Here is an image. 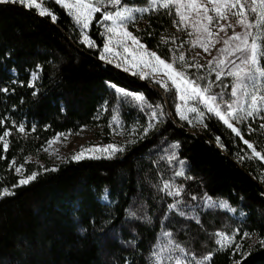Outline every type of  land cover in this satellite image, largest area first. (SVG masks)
Masks as SVG:
<instances>
[{"label":"trees","instance_id":"trees-1","mask_svg":"<svg viewBox=\"0 0 264 264\" xmlns=\"http://www.w3.org/2000/svg\"><path fill=\"white\" fill-rule=\"evenodd\" d=\"M122 2L146 6V0ZM45 7L57 16L55 23L34 8L0 4V89H8L0 91V120L5 121L0 135L11 131L7 152L0 142V190L15 193L0 198V264H154L153 253L166 243L165 232L186 249L189 259L211 253L210 264H264V247L257 243L264 239V163L238 162L237 152L246 146L221 122L213 118L205 121L207 128L190 126L175 113L174 92L166 93L157 84L100 60L104 37L98 23L94 21L87 31L98 45L90 49L80 43L79 29L66 10L54 0ZM140 18L143 24L135 34L147 48L166 60L173 54L169 49H178L179 54L181 47L172 33L174 12L161 9ZM185 54L193 59L188 51ZM33 72H38L35 81ZM200 74L206 75L207 68ZM109 83L143 93L153 106L162 105V122L147 136L141 133L134 143L123 144L125 151L113 159H68L53 166L56 171H43L53 168L42 153L51 138L91 127L102 107L108 114L117 103ZM145 111L149 115L151 109ZM131 113L146 123L138 107ZM123 114L130 117L127 111ZM13 124H23L27 135ZM239 127L245 139L264 150L259 124L252 123L256 129L252 133L247 124ZM217 136L223 150L216 144ZM174 143L179 147L173 150ZM172 151L176 160L162 159ZM30 156L44 160V165L28 161ZM13 160L16 166L24 165L23 175L9 167ZM179 161L185 162V176L174 174L181 167ZM33 171L40 173L37 179L13 187ZM164 181L183 188L181 196L161 191ZM206 197L226 202L235 214L203 207ZM177 200L184 216L169 211ZM190 217H198L199 223ZM237 230L239 235L251 234L242 241L237 236L243 244L240 251L249 253L243 259L215 243L217 232Z\"/></svg>","mask_w":264,"mask_h":264},{"label":"snow or ice","instance_id":"snow-or-ice-1","mask_svg":"<svg viewBox=\"0 0 264 264\" xmlns=\"http://www.w3.org/2000/svg\"><path fill=\"white\" fill-rule=\"evenodd\" d=\"M48 2L51 0H0V4L18 3L27 9L35 8L39 16H48L55 23L57 16L45 7ZM54 3L67 11L79 29L80 43L86 47L98 49V45L86 32L90 25L95 21L104 29L101 33L104 37L103 48L98 49L100 60L109 64L114 63L116 68L130 72L138 76L140 80H149L166 93L174 92L175 113L181 121H187L190 126L199 124L207 128L205 121L213 118L221 122L246 146V149L238 150V162L258 160L264 163V150H257L256 144L245 139L239 127V125L247 124L249 133H252L256 131L252 123L257 120L264 121V0H146V6L143 7L126 6L122 0H54ZM109 8L114 10L110 11ZM161 9L166 10L170 15L174 12L173 26L178 31H185L190 37H194L188 42L193 49L199 47L207 54L215 50L216 55L206 64H200L195 57L189 61L183 51H180L178 55L175 54L178 49H169L173 54L168 60L148 50L146 45L128 30V27L135 23L137 14L158 12ZM97 14L100 16L98 20H96ZM237 27L240 31H236ZM229 31H231L230 35ZM221 33L224 35L221 36ZM162 42L168 43L164 38ZM172 42L175 43V38ZM216 45L221 46L217 48ZM180 47H183V43ZM196 56L198 57L199 53H196ZM203 68H207L206 75L200 74ZM192 69L196 71H191ZM225 78H230L231 83L225 84ZM32 79L33 81L38 79V72H33ZM33 86L30 82L29 87ZM109 87L117 94L118 103L131 102L141 111L146 108L151 109L148 115L149 122L142 129V137L147 136L156 124L162 122L164 117L162 105L149 104L143 93H133L112 83H109ZM215 88L230 89V91L217 92L214 91ZM0 91L7 92L8 89L4 88ZM4 123V120H0V125ZM13 127L20 134L27 135L23 124L19 126L13 124ZM109 127L114 132L122 127L118 115H113ZM259 129L264 131V123L259 125ZM10 135V130H5L0 135V142L3 143L5 152L9 148V141L6 138ZM70 135H72L71 132L57 133L53 140L47 142L48 146L60 142L61 137L66 139ZM215 139L217 146L223 150L225 145L221 137L217 136ZM178 147V143L170 146L173 150ZM47 150L45 148V151ZM123 151L125 148L116 144L82 146L80 151L74 153L70 159L72 161L113 159ZM162 159L172 163L176 160V154L172 151ZM179 163L181 167L174 174L177 177L185 176V162L179 161ZM9 167H15L17 173H22L24 165L16 166V161L13 160L9 163ZM56 170V167L43 168V171ZM39 175L38 171H33L27 176H22L13 187L25 186L37 179ZM160 190L175 197L181 196L183 192V188L175 186L170 181H164ZM14 194L8 188L0 190V198ZM107 196L108 193L105 190L103 199H107ZM192 199L196 200L197 197L193 196ZM180 205L181 201L177 200L168 206L169 211H176L184 216L185 213ZM204 206L235 211L226 202L213 201L210 197L204 200ZM190 219H195L199 223L198 217H190ZM163 236L166 243L161 244L154 251V264H210L211 253L199 259L195 256L189 259L186 249L171 239V233L165 232ZM215 236V243L221 250L231 248L234 253H240L242 259L249 254L240 251L243 244L237 241V236L242 241L250 239V233L244 232L243 235H239L237 230L231 234L217 232ZM257 243L264 247V239H259ZM177 252L179 255L175 254ZM235 264H241V261H236Z\"/></svg>","mask_w":264,"mask_h":264},{"label":"rangeland","instance_id":"rangeland-1","mask_svg":"<svg viewBox=\"0 0 264 264\" xmlns=\"http://www.w3.org/2000/svg\"><path fill=\"white\" fill-rule=\"evenodd\" d=\"M131 7H138V6H131ZM108 10L111 11L114 9L109 8ZM142 24H143V20L140 18V14H137V19L135 23L129 25L128 30L131 31L133 35L136 36L135 31L139 29V27ZM87 31L88 29L86 30V32ZM236 31H240V29L237 27ZM172 33L175 35L176 39L178 40L179 46L181 45V43H183V47L180 48V51H183L184 53L185 51H188L189 58L195 57L197 60L203 63H206L208 60L212 59V57L216 55L215 50H213L211 54H207L203 52V50L200 49L199 47L193 49L191 44L188 42L190 40H193L194 37H190L187 34V32L178 31L177 28H175ZM228 34L230 35L231 31H229ZM220 35L223 36L224 34L221 33ZM220 46L221 45H216L217 48H219ZM147 49L150 50L149 48ZM120 51H122V49ZM196 53H199L198 57L196 56ZM109 65H112L113 67H115L114 63L109 64ZM127 73L131 74L130 72H127ZM224 82L230 84L231 83L230 78H225ZM228 91H230V89ZM133 93H137V92H133ZM132 108H136L137 110V106H135L131 102L124 103V104H120L117 102L107 114L105 113V108L102 107L97 116L99 118L98 119L96 118L95 124H93L91 127H82L79 132L72 133V135L67 136L66 139L64 137H61L60 142L53 143L50 147L48 146V143H46V145L44 146L42 150V153L46 156V159L48 161V166L53 167L59 163H62L70 159V157L74 153L80 151L82 146L83 147L105 146L108 144H116V145L122 146L123 144H128L130 141H135L139 137V135L142 133V129L149 122V119H148L147 112L145 110L141 111V109L138 107L143 117L146 120V123H145L140 117H136L135 113H131ZM124 111H127V113L130 115L129 118L125 116L126 114L125 115L123 114ZM113 115H118L119 120L122 123V127L117 129L116 132H114L113 129L109 127V122L112 120ZM254 123H257L260 125L261 123H264V121L257 120ZM133 129H135V131H133ZM65 133H69V132H65ZM53 138H51L50 140H53ZM45 148H47L48 150L45 151ZM57 157H60V158H57ZM27 160L37 162L40 165H44L45 163L44 160L38 159L37 157H34V156L28 157ZM17 174L23 175V170H22V173H17ZM204 200H203V207H205ZM225 210L229 211L228 209H225ZM229 212L232 214H235L234 211H229Z\"/></svg>","mask_w":264,"mask_h":264}]
</instances>
